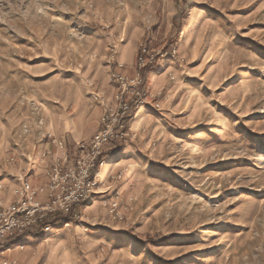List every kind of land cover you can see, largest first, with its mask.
Returning a JSON list of instances; mask_svg holds the SVG:
<instances>
[{
	"label": "rangeland",
	"instance_id": "1",
	"mask_svg": "<svg viewBox=\"0 0 264 264\" xmlns=\"http://www.w3.org/2000/svg\"><path fill=\"white\" fill-rule=\"evenodd\" d=\"M140 45L158 119L129 122L105 151L132 149L122 178L20 236L15 264H264V0H0V176L38 177L48 134L112 100L104 66L132 76Z\"/></svg>",
	"mask_w": 264,
	"mask_h": 264
},
{
	"label": "built area",
	"instance_id": "2",
	"mask_svg": "<svg viewBox=\"0 0 264 264\" xmlns=\"http://www.w3.org/2000/svg\"><path fill=\"white\" fill-rule=\"evenodd\" d=\"M175 48L170 51L174 56ZM155 55H150L140 45L134 74L126 75L119 69L110 71L109 78L114 88L112 100L106 99L105 91L94 89L90 92L92 105L101 108L100 126L87 141L75 142L73 152L69 150L66 138L48 134L52 149L40 153V163L46 166L47 181L43 185L31 182L28 170L21 168L15 175L18 186L13 188L14 201L1 205L0 196V254L8 251L9 242L27 232L47 231L52 224L48 220L55 215L76 217L81 206L92 202L102 183L99 166L109 144L125 140L131 133V117L141 108L158 110V102L150 101L144 92L143 69L152 64ZM121 67V64L118 65ZM110 150V149H109ZM112 154L109 157H113ZM48 156H52L48 161ZM11 162L14 160L10 158ZM122 178V172L109 175L112 182ZM0 180V194L3 190ZM114 198L109 205L118 212L120 192L113 191ZM67 226L68 222H64Z\"/></svg>",
	"mask_w": 264,
	"mask_h": 264
},
{
	"label": "crops",
	"instance_id": "3",
	"mask_svg": "<svg viewBox=\"0 0 264 264\" xmlns=\"http://www.w3.org/2000/svg\"><path fill=\"white\" fill-rule=\"evenodd\" d=\"M118 61H121L125 65H127L128 68L133 67V60L127 59L122 53L120 56H118ZM109 71H110V66L105 65L104 66V72L101 76L103 77V80L101 82V85L107 87V90L109 91V95L112 93V85L109 83ZM102 73V71H101ZM149 109H144L141 108L136 115L132 118L130 121L131 128L133 129L135 126V129L142 128L148 121H154L158 118H148L150 113L148 112ZM147 112V113H146ZM101 114V108L98 105H95L90 111H81V113L78 115V117L73 121L67 120L63 127L62 130L64 132H69L67 135H59L63 136L66 138L68 148L70 151L73 152L74 150V145L75 142H80V141H87L89 140L93 134L97 131L99 128V118ZM154 119V120H153ZM50 146H46L44 150H49ZM132 149L130 146L127 144L124 147H121L117 152L115 150H107L103 156V161L102 164L99 166V174L102 178V180L106 181L109 177V175L117 170H124L125 165L127 164V153H130ZM43 151V150H42ZM112 154L113 157H109ZM52 156H48L47 160L50 161ZM34 170H38L39 176L32 178L31 182L34 185H43L47 181V177L45 175L46 171V166L44 164L40 163V157L38 159L37 164H34L33 167ZM15 175L16 172L12 173L8 171L6 174L0 176V180L3 183L4 187L3 190L1 191V205L4 207L11 202L14 201V196L12 194L13 188L18 186V183L15 181ZM19 239V238H18ZM17 239V240H18ZM19 241V240H18ZM23 243H16L15 245L11 246L8 251H5L3 254H0V264H15L16 260L11 261L10 260V255L12 249H18L19 247L22 249L23 248Z\"/></svg>",
	"mask_w": 264,
	"mask_h": 264
},
{
	"label": "trees",
	"instance_id": "4",
	"mask_svg": "<svg viewBox=\"0 0 264 264\" xmlns=\"http://www.w3.org/2000/svg\"><path fill=\"white\" fill-rule=\"evenodd\" d=\"M72 218H71V215L70 214H67V215H62V214H58V215H55L53 216L51 219L48 220V223H51L52 225H56L58 223H64V222H68L70 221ZM34 232V231H32ZM18 241L17 239L16 240H11L9 242L10 245H14L16 244Z\"/></svg>",
	"mask_w": 264,
	"mask_h": 264
}]
</instances>
